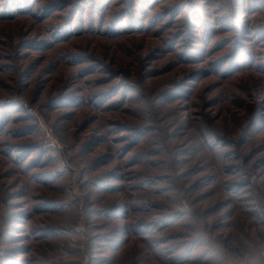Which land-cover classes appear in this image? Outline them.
<instances>
[{
    "label": "rangeland",
    "instance_id": "obj_1",
    "mask_svg": "<svg viewBox=\"0 0 264 264\" xmlns=\"http://www.w3.org/2000/svg\"><path fill=\"white\" fill-rule=\"evenodd\" d=\"M263 63L264 0H0V264H264Z\"/></svg>",
    "mask_w": 264,
    "mask_h": 264
},
{
    "label": "trees",
    "instance_id": "obj_2",
    "mask_svg": "<svg viewBox=\"0 0 264 264\" xmlns=\"http://www.w3.org/2000/svg\"><path fill=\"white\" fill-rule=\"evenodd\" d=\"M68 29L67 28H65V29H63V30H61V31H59L58 33H57V36H54V38H55V40L56 41H61L62 39H64V38H66L67 37V35H68ZM263 67H264V63H263Z\"/></svg>",
    "mask_w": 264,
    "mask_h": 264
},
{
    "label": "built area",
    "instance_id": "obj_3",
    "mask_svg": "<svg viewBox=\"0 0 264 264\" xmlns=\"http://www.w3.org/2000/svg\"><path fill=\"white\" fill-rule=\"evenodd\" d=\"M261 258L264 262V243L260 246Z\"/></svg>",
    "mask_w": 264,
    "mask_h": 264
}]
</instances>
